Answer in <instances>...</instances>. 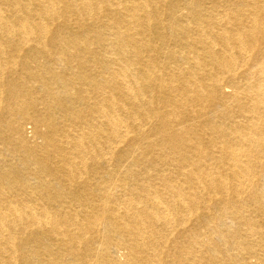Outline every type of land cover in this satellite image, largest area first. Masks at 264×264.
<instances>
[{
    "label": "bare ground",
    "instance_id": "obj_1",
    "mask_svg": "<svg viewBox=\"0 0 264 264\" xmlns=\"http://www.w3.org/2000/svg\"><path fill=\"white\" fill-rule=\"evenodd\" d=\"M0 264H264V0H0Z\"/></svg>",
    "mask_w": 264,
    "mask_h": 264
},
{
    "label": "rangeland",
    "instance_id": "obj_2",
    "mask_svg": "<svg viewBox=\"0 0 264 264\" xmlns=\"http://www.w3.org/2000/svg\"><path fill=\"white\" fill-rule=\"evenodd\" d=\"M25 132H27L26 134L27 135H29V133H30V131H31V129H29V128H31V125L30 124H25Z\"/></svg>",
    "mask_w": 264,
    "mask_h": 264
}]
</instances>
